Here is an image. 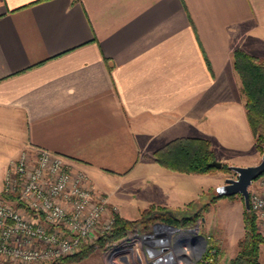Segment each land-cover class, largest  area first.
<instances>
[{
  "label": "crops",
  "instance_id": "obj_1",
  "mask_svg": "<svg viewBox=\"0 0 264 264\" xmlns=\"http://www.w3.org/2000/svg\"><path fill=\"white\" fill-rule=\"evenodd\" d=\"M236 49L264 58V0H0V191L24 148H45L135 219L223 184L160 166L154 152L176 138L257 164Z\"/></svg>",
  "mask_w": 264,
  "mask_h": 264
},
{
  "label": "built area",
  "instance_id": "obj_2",
  "mask_svg": "<svg viewBox=\"0 0 264 264\" xmlns=\"http://www.w3.org/2000/svg\"><path fill=\"white\" fill-rule=\"evenodd\" d=\"M0 195V264L51 263L94 244L112 229L118 210L83 170L45 148H24L8 165ZM264 231V173L249 187ZM200 227L160 221L134 228L108 247L111 264H218L217 248Z\"/></svg>",
  "mask_w": 264,
  "mask_h": 264
},
{
  "label": "trees",
  "instance_id": "obj_3",
  "mask_svg": "<svg viewBox=\"0 0 264 264\" xmlns=\"http://www.w3.org/2000/svg\"><path fill=\"white\" fill-rule=\"evenodd\" d=\"M43 1V0H41ZM234 68L242 80V93L245 98L247 116L255 137L258 150L264 151V58L251 56L240 49L233 53ZM155 160L164 168L172 171L203 174L216 167L208 163L216 160L211 142L203 138H177L154 152ZM220 170L230 171L229 164L223 163ZM7 199L14 196L0 191ZM239 195V194H238ZM214 194L209 201L199 198L187 204L185 209L171 210L166 207H150L143 211L137 220H128L116 214L115 223L111 230L101 236L94 244H82L81 249L74 255L67 256L51 263L70 264L84 260L98 248L120 240L132 229L147 230L157 222H163L176 227H192L198 219L209 210L210 205L220 198L235 197ZM242 197V196H241ZM243 198V197H242ZM245 235L238 242L236 255L225 264H261V247L264 245V233L259 229L257 216L251 209H244ZM209 244L217 248L220 257L223 256L219 243L209 239Z\"/></svg>",
  "mask_w": 264,
  "mask_h": 264
},
{
  "label": "rangeland",
  "instance_id": "obj_4",
  "mask_svg": "<svg viewBox=\"0 0 264 264\" xmlns=\"http://www.w3.org/2000/svg\"><path fill=\"white\" fill-rule=\"evenodd\" d=\"M261 158H262V153H261L260 159L258 160L257 163L260 162ZM216 160H217V158H216ZM223 163H226V162H223ZM160 166H162V165H160ZM83 171L85 172V174L90 179V175L85 170H83ZM170 171H172V170H170ZM175 172H180V171H175ZM181 173H187V172H181ZM187 174H195V173H187ZM203 174L209 175L212 182H215L217 180V181H221L223 184L225 183L226 178H229V177L237 178V174L232 170L225 171V170H220V169H214L212 171H209V172H206ZM214 194H217V188L212 186L209 189L203 190L202 193L199 195V197L194 199V200H197V199L203 197L204 201H209L211 196ZM235 198L236 199H234V200L241 201L242 203L244 202L243 201L244 199L241 197V195H236ZM194 200H192V201H194ZM192 201H190V202H192ZM187 204L183 207L171 208L168 206H163V205H160L157 203H153L150 206H148L147 208L143 209L141 211L139 217H137L135 219H128L126 217H124V218H126L128 220H137L142 216L143 211L150 208V207H166V208H169L171 210H180V209H185ZM196 225H199L200 232L203 235L210 236V238L214 239L217 243H219L221 253L223 254V256L220 257V255L217 254V263L218 264L226 263L224 260L225 259L227 260L228 258H230L232 256V254L234 253V252L233 253L231 252V253H228L226 257L224 256V250H223L222 246H224V242H226L224 236H226L227 230L229 229V227H234L235 229L237 228L236 229L237 236H240L242 233L238 232V229L241 228L242 231L244 229V222H243L242 214L240 212V207L236 203H233L229 199V197L220 198L216 202H213L212 205H210L209 210L204 213L202 218L198 219ZM135 227L138 228L137 226H135ZM209 231H210V233H209ZM262 232L264 233V231H262ZM107 247L108 246L98 248L92 254H90L88 257H86L84 260H82L80 262H76V263H70V264H111V258L108 257L109 254H108V250H107L108 248ZM261 256H262V260L264 263V245L261 247ZM27 264H43V263H27Z\"/></svg>",
  "mask_w": 264,
  "mask_h": 264
},
{
  "label": "water",
  "instance_id": "obj_5",
  "mask_svg": "<svg viewBox=\"0 0 264 264\" xmlns=\"http://www.w3.org/2000/svg\"><path fill=\"white\" fill-rule=\"evenodd\" d=\"M208 166L221 169L223 162L215 160L208 163ZM229 169L237 174V178H226L225 183L217 187V194L221 196L241 195L244 199L245 208L250 211L249 187L255 179L264 173V151L259 163L249 166L229 165ZM199 237L204 239L206 245V237L203 234H200Z\"/></svg>",
  "mask_w": 264,
  "mask_h": 264
}]
</instances>
